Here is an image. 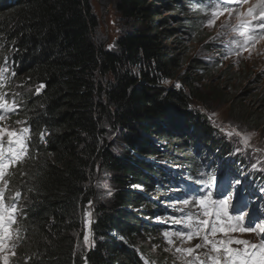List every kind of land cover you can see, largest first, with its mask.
<instances>
[{"label":"trees","instance_id":"trees-1","mask_svg":"<svg viewBox=\"0 0 264 264\" xmlns=\"http://www.w3.org/2000/svg\"><path fill=\"white\" fill-rule=\"evenodd\" d=\"M196 2L116 0L120 20L131 28L107 49L96 41L90 0H0V67L11 63L14 70L0 78V94L17 110H0V126L30 129L24 133L27 157L6 175L5 205L16 209L4 254L8 264L162 263L161 257L152 262L142 256L168 226V191L180 178L173 169L192 172L215 155L220 160L224 151L223 137L192 102L200 99L192 88L195 77L214 85L212 70L220 68L187 58L189 44L203 41L195 34L197 14L187 7ZM231 74L220 75L221 91L215 84L211 93L230 100L234 125L245 122L231 118L249 117L264 130V102L248 113L230 90L258 76ZM107 128L118 133L116 153L105 147ZM102 172L114 186L103 202L98 196L110 186L96 187ZM258 193L264 198V189ZM142 239L152 243L139 246Z\"/></svg>","mask_w":264,"mask_h":264},{"label":"rangeland","instance_id":"rangeland-1","mask_svg":"<svg viewBox=\"0 0 264 264\" xmlns=\"http://www.w3.org/2000/svg\"><path fill=\"white\" fill-rule=\"evenodd\" d=\"M115 1L116 0H90L92 10L94 15L98 19V29L95 35L96 41L101 44L103 48L111 49L114 48L115 39L124 33L128 28H131V24H126L124 21L120 20L119 14L115 9ZM194 5H187L190 9H194V12L197 14L196 20V31L195 34H200V37L203 39L202 43H195L194 47L189 44L187 58L193 57L198 58L201 62L206 65L212 67L219 66L220 68L217 70H212V79L214 80V85H209L207 80L202 79L197 75L195 79L197 80L193 85V91L197 90L198 99L192 100L194 104L200 108L205 110L207 113V118L210 121L212 127L217 131L218 135L223 137V140H229L228 143H225V147L230 151V154L237 155L240 159L239 163L235 164L234 169L232 170L227 165L229 162L223 159L222 163H218L216 161H204L202 166L205 168L206 165L214 172H223L222 174L227 175L228 177L234 181H242V185L245 187L250 186V184L246 181L247 178L253 179L255 176L258 178L262 176V179H258L261 184H264V130L259 123H253L249 117L244 119H238V117L231 118V120H240L245 122L241 127L238 125H234L229 120V115L232 114V109L230 108L229 102L224 103L219 99L218 94H212L210 91L214 89L213 86L215 84L218 86L221 91V78L220 75L225 76H233L231 74L232 70H238L244 73V77L250 75L251 78L258 76L255 80V83L248 84L245 80L243 82H237L233 86L230 87L232 93L236 94L239 101L247 106L246 110L249 113L250 111L254 112L253 108H258L257 104H261L264 102V32H255L250 33V35L254 36L255 39L251 41L249 44L244 45L243 38L238 36L236 33L232 31V27H234L238 23L237 15L233 14L231 17L227 13L222 15H218L215 17V23L213 26H208L206 21L213 19L211 13L214 9L217 11H222L225 5H220L219 8H216L217 0H197ZM188 3V2H186ZM259 0H245V2L240 3L239 5H228L232 7L233 12H246L248 8L257 5ZM190 4V3H188ZM202 6V7H201ZM258 8L255 15L258 16ZM246 19H251V17H245ZM227 24V27H221V25ZM218 33L220 35H218ZM236 39L238 43L233 45L229 43L231 39ZM209 44H213L211 46L212 51L207 52L205 49ZM216 44V45H215ZM210 50V49H209ZM254 63H251V62ZM249 69L247 70V68ZM14 70L12 68V64L8 63L6 67V72L12 73ZM3 73V74H4ZM2 74V75H3ZM199 77V78H197ZM219 79V80H217ZM169 83L173 84L177 87V84L181 85L179 80L169 81ZM246 90L245 92H243ZM248 90H251V93L259 96L250 97V93L248 95ZM223 91V90H222ZM227 92V91H226ZM231 94V93H229ZM211 95L213 100H210ZM208 100L206 102L205 98ZM215 97L217 98L215 100ZM204 98V99H203ZM191 105V104H190ZM238 103L235 104L233 111H236V107H238ZM249 106V108H248ZM264 117V112L262 113ZM109 129V128H107ZM234 130L239 131L247 136H250L248 141L249 146L245 147L242 139L238 135H228L227 133L233 132ZM110 132L107 134V143L104 142L105 147L108 148L111 152L116 153L121 144L119 143V137L116 130L109 129ZM6 143L8 144V138H5ZM259 149V151H256ZM175 169H182L181 166ZM168 172V171H163ZM167 178V177H161ZM230 181V180H229ZM234 183H229L230 187L226 190L225 194L215 192V189L206 193L204 196L208 197L206 209L204 206H200L196 201H198L201 196H192L188 195L184 199H190L188 205L180 204V206L185 207L181 210H175L176 215L186 214L187 217H192V227L191 229L186 228L187 231H195L196 230V220L200 221H209L208 232L212 239L216 241H224L226 244L231 240H247L252 244H258L260 237L259 231L247 232L240 231L241 228L250 227L246 224L247 216L249 209L245 210H237L238 203L234 201L236 194H233V190L237 189L233 186ZM96 187L101 186H110L109 190L105 193H101L98 198L99 201L103 202L104 197L111 196L113 192L114 186L111 184V181L108 178V174L106 172H102L99 179L95 182ZM212 193L211 196L208 194ZM256 196H253V203L256 201ZM228 198L226 203L227 207L221 210L220 205L213 204L214 201L225 200ZM183 199V200H184ZM233 201V207H232ZM169 200L167 201V204ZM261 205V204H259ZM205 210L210 213V215H205ZM233 210V211H232ZM217 211H220L221 214L219 216L215 215ZM261 218H256L255 223L252 228H256L257 224L264 226V212L259 211ZM88 213H86L87 217ZM239 215H244V220L241 222H237L235 217ZM169 216V214H166ZM88 218V217H87ZM166 219H171L170 227L167 229H163L160 234L157 236L158 245L154 244V248L150 251L148 249L145 250V255L142 258L145 261L159 262L155 260L156 257L162 258V263L165 264H175L177 262L183 261L185 264H188L189 261H193V257L196 256L197 253L201 256L202 259H206L204 256L205 252H211L210 246L208 249L202 247L192 255L181 254L176 252V248H194L196 244H202L203 240L201 238H193L191 241L186 239H182L181 237L173 236L172 233L177 232L178 230L175 228L174 223L172 227V222L177 221L181 223L182 220H175L173 218L167 217ZM188 224V220L184 221ZM216 228V232L213 236L212 227ZM235 229V230H234ZM168 233L169 237L172 239L173 243L170 245L164 233ZM204 235V225H200V236ZM87 236V234H86ZM219 239V240H217ZM152 242L150 240L142 239V242L139 241L138 245H144L145 247H149L148 245ZM228 247L233 249H239L243 251L244 245L239 244H227ZM223 253V252H221ZM215 255L214 253H212ZM166 259V261H165Z\"/></svg>","mask_w":264,"mask_h":264},{"label":"snow or ice","instance_id":"snow-or-ice-1","mask_svg":"<svg viewBox=\"0 0 264 264\" xmlns=\"http://www.w3.org/2000/svg\"><path fill=\"white\" fill-rule=\"evenodd\" d=\"M245 2V0H217L216 8H219L220 5H225L223 7L222 11H217L214 9L211 13L213 19H210L206 21L208 26H213L215 23V17L218 15H222L224 13H227L229 17H231L233 14L237 15L238 17V23L232 27V31L236 33L238 36L243 38L244 45L249 44L251 41L255 39L254 36L250 35V33L255 32H264V0H259V3L257 5H254L247 9L246 12H233L232 7H229L228 5H239L240 3ZM257 8H259V16L255 15ZM245 17H251V19H246ZM227 24L221 25V27H227ZM218 35H220L218 33ZM229 43L236 45L238 41L236 39H231ZM6 71L4 68H0V78H2V74ZM15 75V74H13ZM164 83H167V81H164ZM45 85L41 84L37 89L36 92L39 93ZM177 87H180L179 84H177ZM3 95L0 94V110H6L7 112H13L16 110L15 101H13V105L9 107L6 103L3 102ZM5 119L4 115H0V121H3ZM17 123H22L21 121H17ZM29 128H22L18 131L16 130H9L5 127L0 126V184L3 186L0 187V261H3V264H8V257L4 256L3 253L6 251V245L5 241H9V244H11V231L9 228V225L15 224L16 221L13 219L16 209L14 206L5 205V192L7 190L9 181L6 179V175L8 172V169L17 163L21 162L23 159H25L28 155V148H27V141L29 137L25 136L24 133H29ZM228 135H238L241 137L245 147H248V141L250 139V136H247L243 133H240L239 131L234 130L233 132L227 133ZM7 136L8 138V145L9 148L7 152L4 150L2 144H3V138ZM45 133L40 134L41 140L44 139ZM256 151H259V149H256ZM209 196L212 195V193L208 194ZM201 198L196 201L200 206H204L206 209L208 197L204 196L203 193L200 194ZM20 193L17 192L15 194V198L19 199ZM227 197L225 200L220 201H214L213 204H219L221 207V210L225 209L227 207ZM190 202H192L190 199H184L181 201L182 204L188 205ZM7 213V215H5ZM205 215H210L207 210H205ZM221 214L220 211H217L215 215L219 216ZM188 220V224L186 225V228L191 229L192 227V217H186ZM236 221L239 223L244 220V215H239L235 217ZM183 223V221H181ZM196 230L195 231H187L184 230L177 231L172 233L173 236L181 237L182 239H186L188 241H191L193 238H201L203 240L202 244H196L194 248H182L178 247L176 248L177 253L181 254H187L192 255L196 250L202 248V247H211V252H205L204 256L206 259H202L200 256H194L193 259L196 262V264H264V226H261L260 224L256 225V228L247 227V228H241L240 231H247V232H254L259 231V234H261L262 238L258 244H252L250 241L247 240H231L228 241L227 244H239L244 245L243 251L239 249H233L231 247H228L227 244L224 241H215L212 239L208 232V226L209 221H200L196 220ZM204 225V235L200 236V225ZM235 230V229H234ZM216 232V228L212 227V234L214 236ZM164 236L167 240V242L171 245L173 243L172 239L169 237V234L166 232L164 233ZM17 239L19 237L17 236ZM87 236H85V240L87 241ZM221 252H223V257L221 256ZM212 253H215L213 255ZM11 255H15V252H12ZM188 264H192V261H189Z\"/></svg>","mask_w":264,"mask_h":264},{"label":"bare ground","instance_id":"bare-ground-1","mask_svg":"<svg viewBox=\"0 0 264 264\" xmlns=\"http://www.w3.org/2000/svg\"><path fill=\"white\" fill-rule=\"evenodd\" d=\"M1 68V67H0ZM19 101V100H18ZM21 103V102H20ZM17 111V110H16ZM181 144V143H180ZM182 144H184V143H182ZM175 168H178V166H176ZM173 169V170H175L178 174H179V176L180 177H183L184 175H186V174H193L194 173V171H192V172H190V171H188V172H186V171H183L182 169ZM223 173V172H222ZM258 185H260V186H263L264 184H258ZM184 187V186H183ZM157 208V207H156ZM158 211V210H157ZM161 212V211H160ZM155 227H157V226H155Z\"/></svg>","mask_w":264,"mask_h":264}]
</instances>
